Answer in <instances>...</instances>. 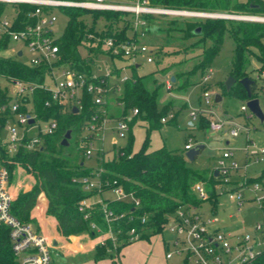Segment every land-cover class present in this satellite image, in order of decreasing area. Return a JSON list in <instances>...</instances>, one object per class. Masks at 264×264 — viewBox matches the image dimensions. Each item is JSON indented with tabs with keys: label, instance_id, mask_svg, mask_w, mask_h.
<instances>
[{
	"label": "trees",
	"instance_id": "obj_1",
	"mask_svg": "<svg viewBox=\"0 0 264 264\" xmlns=\"http://www.w3.org/2000/svg\"><path fill=\"white\" fill-rule=\"evenodd\" d=\"M151 3L218 13L264 15V0L245 2L239 0H151ZM8 5V2L0 0V18L10 12ZM14 5L16 10L20 11L21 19L25 17V11L34 8V5L29 3H15ZM63 10L69 19L65 32L57 39L62 54L61 62L80 70L91 71L94 59L92 56H83L81 46L87 47L94 55L104 52L115 57L117 55L111 49L103 46L105 37H113L119 42L137 39L140 33L134 30V14L129 11L86 7H63ZM88 15H91L90 19ZM164 16L152 13L144 16L148 20L146 29L148 34L158 36L165 34L166 42L160 45L161 50L174 41H182L183 45L180 50L188 46L203 49L201 60L187 70L174 73L177 83V86L173 84L174 87L186 89L189 85L202 80L200 78L191 79V77L195 76L198 71L201 72L202 77L205 76L204 73L211 68L214 56L224 43L226 33H229L236 43L231 74L235 76V82L238 84L233 83L230 89H227L225 82L221 85L233 95L247 96V90L240 79L248 75L247 65L250 55L254 54L261 62L260 70L264 69V21L230 17L168 19ZM101 18L104 19V23L100 25ZM197 27H201L200 33L194 32ZM90 33L101 37V41L96 46L93 44L95 38L90 37ZM191 38H194L192 42L186 44V41ZM208 40L211 42L210 45H207ZM8 45V36H3L0 41V103L9 97L8 86L2 83L3 80L21 78L40 83L46 80L48 73L45 65H31L20 58L3 53L1 50L8 48ZM185 60L187 58L180 60L179 63ZM177 64L178 62L171 63L144 74L132 73V76L124 81L123 94L117 97L123 103L124 109L115 118L119 119L128 114L132 108L137 107L139 112L135 117L143 118L148 122V131L159 125L162 122L161 118L171 109L162 102L165 81H159L156 73ZM256 84L257 81L252 85L253 96L259 97V94L254 91ZM261 87L264 90V83ZM48 99L52 100L51 91L43 87H38L32 96L39 116L56 118L58 127L54 132L45 135L39 148H21L13 157L15 161L10 163L13 178L23 170L34 179L30 188L22 187L18 192L15 191L16 197L12 202V212L23 221L33 222L39 226L37 214L42 204H47L46 214L56 220V228L62 235L68 237L72 234L87 232L92 237L98 236L101 230L107 228L101 203L82 210L80 201L97 193V188H85L81 178L95 176L100 168H102L103 178L116 179L117 183L122 184L127 191H132L139 196L142 205L134 207L129 201L106 199L111 208L126 209L137 215V218L128 222L123 221L122 225L115 223V227L122 226L123 228V231L118 233L119 243L115 244L111 238L107 239L104 244L98 243L96 258H106L121 252L125 245L132 242L128 240L129 233L127 232L132 226L142 231L140 238H149L165 228L179 205L200 206L204 200L198 197L194 189L198 182H205L209 191V200L214 204L218 202L217 184L220 178L215 174L216 169L208 172L205 169L191 166L185 152L179 149L166 146L149 149V132L139 150L134 151L131 143L114 147L112 157L106 158L103 154L98 168L86 167L84 161L87 156L83 154V151L88 140L85 138L84 142L81 141V135L84 123L94 112L99 111L98 107L92 103L89 93H85L84 106L77 112L73 109H64L63 105L53 100L48 105L46 104ZM68 129L72 130V135L69 138V145H64L62 140ZM72 138H75L73 145ZM263 176L264 170L257 177L249 176L248 180H261ZM12 185L14 190H17L19 181ZM86 212H89L87 217ZM144 213L148 218L145 223H142L140 215ZM93 223H96L99 228L94 227ZM0 264H21L13 250L9 226L3 223H0ZM112 264H117L116 260H113ZM255 264H264V251Z\"/></svg>",
	"mask_w": 264,
	"mask_h": 264
},
{
	"label": "built area",
	"instance_id": "obj_2",
	"mask_svg": "<svg viewBox=\"0 0 264 264\" xmlns=\"http://www.w3.org/2000/svg\"><path fill=\"white\" fill-rule=\"evenodd\" d=\"M9 3H29L34 8L25 11V17L21 19L17 10L5 13L0 18V32L3 36H8V49L17 57L24 54V49L19 48L14 42L21 41L27 47L31 54L30 60L25 61L31 65H45L48 68L47 78L43 82H35L23 80L21 78H12L6 80L8 86L9 97L0 103V223L6 224L10 229V238L13 250L21 264H53L55 249L45 235L38 229L33 222L23 221L12 212V202L16 197L13 188V171L10 163L14 162V155L21 148L37 149L39 148L44 137L55 131L58 127L56 118L40 117L35 109L32 96L38 87H43L51 91L52 100L63 105L64 109H73L76 105L80 111L84 106L85 93L91 95V100L99 111L94 112L90 119L84 123L81 141L86 138L83 154L90 157L94 153V141L97 139L100 146L97 148L101 157L105 155L104 143L109 131V121L113 118L109 114L108 105L112 102L113 97L117 99L118 94L123 89L124 81L129 79L132 74L128 72V68L135 64L137 67L141 65L138 59L140 54H146L147 61H154L153 50L146 42L148 20L145 14H163V15H192L213 17L215 13L210 11H202L187 8H178L164 5L152 4L151 0H1ZM59 7H86L90 9H114L129 11L134 14V30L139 31L137 39L133 38L127 41L117 42L113 37H105L103 46L117 56L112 57L113 60L121 59V63H114L112 66L106 65L104 71H97L94 67L96 64V56L88 50L89 55L83 56L94 57L92 60L93 69L91 71L80 70L66 63L61 62L62 54L57 39L61 35H56L54 25L58 19V15L54 8ZM65 12V11H64ZM236 18H245L250 20L264 21V15L253 14H233ZM69 17V16H68ZM95 38L96 46L101 37L94 33L89 34ZM19 51L22 54L19 55ZM82 52V51H81ZM107 54V53H104ZM121 55V56H119ZM124 60V61H123ZM118 69V70H117ZM212 69H209L211 72ZM260 77L264 79V69L260 70ZM210 77L206 74L204 79ZM166 87L171 89L173 82L171 78L166 80ZM211 93L205 90V101L209 102ZM52 100L48 99L46 104L50 105ZM117 103L123 104L117 99ZM250 108L247 104L241 106V110L247 111ZM133 115L138 114L137 107L131 109ZM192 115L197 116L195 110ZM175 116L174 112L164 115L161 120L167 122L171 117ZM252 113L249 114V117ZM34 118L31 122L30 118ZM132 117L128 114L117 119L116 129L121 136H125L126 132L131 129L130 121ZM36 128L35 132H31ZM224 128V121L218 119L213 121V132L220 131ZM242 128L234 125L230 132L233 136H237ZM114 147H117V139L113 140ZM190 142L186 143V149L191 148ZM234 153L231 149L226 150L223 158L219 161V178L221 185L217 188L219 194L228 193L230 199L241 206L245 200V190L250 189L255 193V198L264 200V193L258 191L263 190L261 180H248L245 173L241 178L234 182L228 175L231 169L238 170L241 166L239 162L233 158ZM254 157L256 161L264 162V145L252 149L247 148V159ZM231 159V164L226 163V159ZM247 160V161H248ZM248 166V162L245 164ZM102 168L96 171L95 176H83L81 179L85 188H97L99 198L94 200L91 197L83 198L80 201V209L87 210L96 203H101L104 217L107 221V228L101 230L100 234L94 238H98V243L104 244L107 239L111 238L115 244L119 243L118 233L123 231L122 226L115 227V223L122 225L123 221H132L137 218L132 212L126 209L115 210L109 206L106 199H117L131 202L134 207H141L142 200L132 191H127L117 180L103 178L101 175ZM230 185V186H229ZM198 197L203 200L209 199V191L205 182H198L194 186ZM112 190V197L104 196L105 191ZM201 206V205H200ZM200 206L181 204L171 215L166 225H169L174 237L172 244L174 252L166 253L171 258L174 253L183 255V264H255L257 259L264 251V247L260 248V237H256L255 242L251 244L250 236L236 235L226 232L218 225L219 218L216 215L206 216L200 209ZM89 212H86L87 217ZM139 217V216H138ZM147 214L140 215L142 223L147 221ZM94 227H98L93 223ZM99 228V227H98ZM264 229L263 225L258 222L257 230ZM129 233L128 240L135 241L140 239L142 231L136 226H132L127 231ZM97 243V244H98Z\"/></svg>",
	"mask_w": 264,
	"mask_h": 264
},
{
	"label": "rangeland",
	"instance_id": "obj_3",
	"mask_svg": "<svg viewBox=\"0 0 264 264\" xmlns=\"http://www.w3.org/2000/svg\"><path fill=\"white\" fill-rule=\"evenodd\" d=\"M239 1L245 2L247 0ZM8 8L10 11L16 10L13 3H9ZM54 10L58 15V19L54 25V32L56 35H61L66 30L69 17L59 7L54 8ZM221 14L262 15L257 13ZM87 17L90 19L91 15H88ZM164 17L168 19L175 17L184 19L204 18L206 16L165 15ZM236 19L250 20L245 18ZM103 23L104 19L101 18L100 25ZM2 37L3 35L0 32V41ZM144 39L153 50L152 54L154 56V61L149 62L147 61L146 54H140L138 59L141 62V65L138 67L130 66L128 72L131 74L134 72L144 74L153 70L161 69L171 63L174 64L175 62H178L177 65L156 73L159 81H165L162 102L165 106L171 109L170 112L175 113V118L171 117L168 122H161L159 125L150 128V131H148V122L143 118L135 117L132 110H130L128 116L132 117L130 123L131 131L126 132L125 136H121L116 129L117 119L115 117L123 112L124 106L123 104L116 102L118 98L115 99V97H113L112 102L108 105L109 114L113 118L109 121V131L104 143L106 158L112 157L113 155L114 138L117 139V147L131 143L133 150L136 151L141 148L147 133L149 132V149L166 146L171 149H179L186 152L187 142H190L192 147L198 144H204V148L196 158L194 160H189L191 166L195 168L205 169L208 172H211L214 166L218 167L219 161L223 158L224 152L231 149L234 153L233 158L239 162L241 167L238 170H230V174L228 175L230 179H233L238 175L243 176L245 173L248 176L257 175L259 173L261 175L264 170L263 161H256L254 157H250L247 168H245V164L247 161V148L252 149L264 145V120L262 121L250 109L247 111L241 110V106L247 104L248 96L233 95L221 85L230 75H232L231 63L235 57V39L229 33H226L221 49L212 60V71L209 72V69H207L204 73L205 75L210 74V77L204 79L201 72L198 71V73L195 74V76H192L191 79L200 78L202 80L189 85L186 89L174 87L177 86V83L172 79L174 86L172 89H168L166 87V80H169L177 71L187 70L197 61L201 60V52L203 49L200 47L193 48L188 46L187 48L185 47L186 49L183 48L180 50V47L183 45L182 41H174L171 42V45H166L164 50H161L160 45L166 42L165 34L159 36L157 34H146ZM193 39L194 38L187 40L186 44L191 43ZM210 43L211 42L208 40L207 45H210ZM14 44L19 48L24 49L23 55L17 57L8 48L2 49L1 51L7 55L20 58L23 61H29L31 54L25 44L21 41L14 42ZM81 51L85 55H89L85 46H81ZM185 58H187V60L179 63L180 60ZM121 62V59L113 60L108 54L103 53L96 56V64L94 68L97 71H104L106 65L112 66L114 63ZM260 65L261 62L256 56L254 54L250 55L247 72L249 76L257 81V84L254 85V91L259 94L261 105L264 109V90L261 87L264 83V79L259 75ZM2 83L6 84V81L3 80ZM234 84L237 85L238 82H234ZM205 90H208L211 93L209 102L205 101ZM217 93L222 95V99L219 101L216 100ZM118 94H123V89ZM193 110L197 112V116L195 117L192 115ZM170 112H168V114ZM250 113H252L251 117H249ZM218 119L224 121V128L220 131L213 132L212 123ZM190 121H192V123H190ZM234 125L241 127L245 126L247 129L242 128L239 135L233 136L230 129ZM35 131L36 128L31 132L33 133ZM74 143L75 138H72V145ZM99 146L100 142L95 139L94 153L92 156L86 157L84 161L86 167L96 169L100 166L101 155L97 149ZM226 163L231 164V159H226ZM20 179V175L16 174L12 183L15 185ZM28 179V181H31L30 178ZM260 182L263 190H259L258 192L263 194L264 176ZM20 185L22 184H19V186ZM220 185L221 183L219 182L217 188H220ZM113 195L114 192L112 190L104 192V196L112 197ZM254 195L255 193L253 191L246 189L245 200L243 204L239 206L236 202L230 199L228 193L222 192L219 194L218 202L216 204L207 199L203 201L200 209L206 216L216 215L219 218L218 225H220L226 232L243 236L249 235L251 238V244L255 242L256 237H260V248H262L264 247V229L260 228V230H257V224L260 222L264 227V200L257 199ZM173 237L174 234L167 224L161 232L155 233L149 238L137 239L136 241L125 245L121 252L117 254L115 253L113 256L110 255L106 258H96V251H80L72 257L65 252L66 246L62 244L59 247L61 254L56 257L55 264H68L70 262L76 264H112L113 260H116L117 264H183V255L174 253L171 258H167L166 256L167 252H174L175 250L172 244ZM73 240L75 241V239Z\"/></svg>",
	"mask_w": 264,
	"mask_h": 264
},
{
	"label": "crops",
	"instance_id": "obj_4",
	"mask_svg": "<svg viewBox=\"0 0 264 264\" xmlns=\"http://www.w3.org/2000/svg\"><path fill=\"white\" fill-rule=\"evenodd\" d=\"M190 123H192V121H190ZM246 162H249V160L246 161ZM248 165H249V163H248ZM213 169H218V168H217V166H214ZM19 175L21 177V179L19 181V184H22V185H20V186L18 185V187L16 188L17 190H15L17 192L19 191V189L22 188V186H24L25 183L26 184L24 186V189L30 188L32 186V183H33V180H34L32 176H30L26 172H23V170L20 172ZM259 175H260V173L257 174V175H253V176L257 177ZM28 178H30L31 181H28L29 180ZM240 178H241V175L235 176L233 178L234 179L233 181L236 182ZM103 195H104V193H103ZM108 197H110V196H108ZM98 198H99L98 195H94V196H92L91 199L96 200ZM46 207H47V204H42L41 210L37 214V218H38V221H39V223H38L39 226L37 224L36 225L38 226V229L41 232H43L45 235L48 236L49 240L51 241L52 245L54 246L55 253H54L53 264H55L56 257L61 254V250H60L59 247L62 244H64L66 246L65 247V252L68 255L72 256V257L75 256L76 253H78L80 251L81 252H84V251H88V252L96 251V245H97V243L99 241L98 238L92 237L87 232H84V233H81V234H72V235H70L68 237L62 235L56 228V220L51 218V217H49L46 214ZM73 239H75V241ZM68 264H76V263L70 262Z\"/></svg>",
	"mask_w": 264,
	"mask_h": 264
},
{
	"label": "water",
	"instance_id": "obj_5",
	"mask_svg": "<svg viewBox=\"0 0 264 264\" xmlns=\"http://www.w3.org/2000/svg\"><path fill=\"white\" fill-rule=\"evenodd\" d=\"M213 17H230V18H235L237 17L236 15H229V14H221V13H215L213 15ZM201 27H197L194 32L195 33H200L201 32ZM22 54V51H19V55ZM171 79L173 81H175V75H172ZM236 81L235 76L230 75L226 81H225V85L227 87V89H230L231 86L233 85V83ZM240 81L242 82V84L245 86L246 90H247V96H248V101H247V105L250 108V110L256 114L262 121L264 120V109L261 105V101H260V97L258 96H253V91H252V85L255 83V79L252 78L251 76L247 75L243 78L240 79ZM220 99H222V95L220 93L216 94V100L219 101ZM79 110L78 106H74L73 107V111L77 112ZM30 121L33 122L34 118H30ZM72 135V130L68 129V131L65 134V137L62 140V143L64 145H69V138ZM204 148V144H198L194 147H191L189 149H187V151L185 152L187 158L189 160H194L196 158V156L200 153V151ZM216 175H219V169H216L215 171Z\"/></svg>",
	"mask_w": 264,
	"mask_h": 264
}]
</instances>
